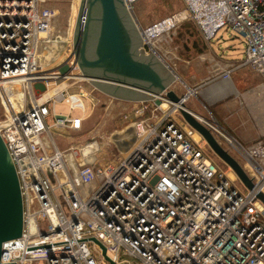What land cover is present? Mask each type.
Returning <instances> with one entry per match:
<instances>
[{"label":"built area","instance_id":"obj_1","mask_svg":"<svg viewBox=\"0 0 264 264\" xmlns=\"http://www.w3.org/2000/svg\"><path fill=\"white\" fill-rule=\"evenodd\" d=\"M39 1L44 0H0V53L6 54L0 60L6 110L0 135L24 203L22 236L4 244L2 263L264 264V203L258 197L264 193V141L245 145L217 119L205 122L243 160L237 158L252 189L229 165L222 168L194 128L182 126L162 105L153 110L148 100L132 108L137 138L121 162L99 163L102 146L94 138L61 148L53 129L81 131L89 93L83 87L71 91L69 81H86L74 35L65 41L72 49L62 64L55 67L59 57L47 56L59 42L53 25L58 12L41 8ZM184 1L177 14L144 28L143 39L154 30L153 46V39L193 20L211 41L227 26L243 39L241 64L264 81V0ZM235 67L221 77L231 79ZM59 102L82 115L58 113Z\"/></svg>","mask_w":264,"mask_h":264},{"label":"water","instance_id":"obj_2","mask_svg":"<svg viewBox=\"0 0 264 264\" xmlns=\"http://www.w3.org/2000/svg\"><path fill=\"white\" fill-rule=\"evenodd\" d=\"M125 0H82L74 34L79 66L89 81L118 98L139 102L165 97L188 124L207 142L213 152L229 165L250 189L253 180L242 164L216 138L208 125L191 111L186 101L194 89L178 95L170 90L178 74L160 58L154 47L146 51L143 28ZM140 26V28H139ZM138 27V28H137ZM141 29L142 31L138 30ZM153 52L156 53L157 57ZM6 56L0 53V60ZM264 203V193L258 194ZM24 203L15 163L0 135V264L4 244L22 236ZM100 243L97 239H94ZM101 244V243H100ZM102 245V244H101ZM104 254L106 255V249Z\"/></svg>","mask_w":264,"mask_h":264},{"label":"rangeland","instance_id":"obj_3","mask_svg":"<svg viewBox=\"0 0 264 264\" xmlns=\"http://www.w3.org/2000/svg\"><path fill=\"white\" fill-rule=\"evenodd\" d=\"M80 1L81 0L39 1L41 8H52L58 12L53 25L55 27L54 37L56 38V41L59 42L53 46L54 48H49L46 52L53 54L54 57L56 55L59 57L52 63L55 67L59 66L66 60L68 52H70L69 50L72 49V46L70 44H66L65 41L68 39L71 40L72 35H74L73 32ZM132 7L135 17L139 20L141 27L144 29L177 14L185 7V1L137 0L133 3ZM183 23L171 28L163 35L153 39L154 41L152 46L158 55H160L159 57L164 59L180 77V79H176L170 86V90L176 91L178 95L186 94L188 92V87L196 83H201L207 77L211 76L212 69L209 67L216 66L215 60H212L210 57L214 56L211 51L212 49L218 54V56L223 55L226 59H231L232 57L244 59L243 39L241 36L237 35L232 28L227 26L221 28L216 37L210 41L211 49L206 44L207 41L198 30L197 27L199 26L197 24V27L193 24H185L186 27L190 29L186 32V28H184L185 26ZM195 40L198 45L204 47L203 52H198L196 48H192V44ZM145 47L148 53L152 51L148 45ZM63 49L65 52L62 56H59V53ZM209 61H211L210 64H212L210 66L207 65ZM69 82L72 85V92H79L80 87H83L86 91H88L89 96L87 98H83L86 116L88 117L81 131L74 132L69 128L65 130L53 129V135L56 136L60 147L65 149L70 147L72 144L83 145L85 142L94 138L97 139L102 146L100 152L97 153L99 163L107 164L113 161H118V163L121 162L125 157V152L122 151L128 149V146L134 143V133L131 135V131L127 130H129L132 126L135 127L138 122V118H136L134 113H132V106L133 104L137 105L139 102H132L131 100L113 96L101 90L88 80L83 82ZM61 83L62 82L57 84L55 83L54 85H59ZM148 101L150 104H155L153 106V110L156 108V105H162V103L157 99ZM197 102L198 101L192 95L190 96V99L186 101V104L189 108L194 106L198 107L200 104L198 105ZM170 108H172V106H169V108L166 109L167 113L171 112L173 118L180 122L182 126L189 125L179 111H171ZM56 109L58 113L71 114L73 116L82 115L81 110H72L69 104L62 102L57 103ZM196 113L204 117L206 120H212L215 118L224 122L215 110H208L204 106H200V109L197 110ZM161 114H163V112H160L159 116ZM4 118H6V110L0 94V121ZM224 124L229 129L231 134L238 137V135L232 131L227 123L224 122ZM61 131L62 133H60ZM124 132L126 133L123 134ZM61 135L62 137H60ZM121 138L123 139L121 140ZM215 157L218 159L222 168L226 169L227 165L225 162H223L216 154ZM237 158L243 163V160L240 157L237 156ZM238 184L240 185V183ZM99 259L100 258H98V260ZM104 263L106 264V262Z\"/></svg>","mask_w":264,"mask_h":264},{"label":"crops","instance_id":"obj_4","mask_svg":"<svg viewBox=\"0 0 264 264\" xmlns=\"http://www.w3.org/2000/svg\"><path fill=\"white\" fill-rule=\"evenodd\" d=\"M208 43L210 46V41ZM211 51L214 56L210 57L215 60L216 66H210L212 64L209 61L207 65L212 69L211 76L201 83L190 86L195 90L190 96L193 95L198 105L200 104L190 109L197 112L200 106H204L208 110H215L238 135L239 138H236L245 145L253 144L257 140L264 141V81L262 75L251 66L242 65L243 59L237 57L226 59L223 55L218 56L213 49ZM232 66L236 67L232 70L231 79L224 80L221 77L222 71ZM135 106L136 104H133L132 107ZM218 121L226 127L224 122ZM127 131H131V135L135 132V138H137L133 126ZM133 144H130L128 149H123L122 152L129 150Z\"/></svg>","mask_w":264,"mask_h":264},{"label":"bare ground","instance_id":"obj_5","mask_svg":"<svg viewBox=\"0 0 264 264\" xmlns=\"http://www.w3.org/2000/svg\"><path fill=\"white\" fill-rule=\"evenodd\" d=\"M125 2H126V7L128 6L129 8L131 7V4H132V1H130V0H125ZM138 28V27H137ZM140 28V27H139ZM140 31H142L141 29H139ZM156 31V30H155ZM157 32V31H156ZM153 34H154V30H151V31H149L148 32V34L147 35H145L144 34V39H143V43L144 44H146V45H150V46H152V44H151V39L153 38ZM153 54H155L156 55V53L154 52ZM50 55H52L51 53H49L47 56L49 57ZM156 57H157V55H156ZM84 79H82V80H88L87 79V77H83ZM89 81V80H88ZM16 91H17V93H20V87H18L17 89H16ZM191 93H192V91H191ZM46 98V97H45ZM177 107V106H176ZM175 107V109H177ZM162 108H165V109H167V108H169V105H168V103L166 102V101H164L163 103H162ZM174 109V110H175ZM192 111V110H191ZM192 112H194V111H192ZM199 118H200V120L201 121H203V122H208L204 117H202V116H200V115H198L196 112H194ZM134 136H135V132H134ZM196 138H200L199 137V134H196ZM135 141H136V138H134V143H135ZM94 150H95V148L93 147V152H94Z\"/></svg>","mask_w":264,"mask_h":264},{"label":"trees","instance_id":"obj_6","mask_svg":"<svg viewBox=\"0 0 264 264\" xmlns=\"http://www.w3.org/2000/svg\"><path fill=\"white\" fill-rule=\"evenodd\" d=\"M183 24H184V26H185L184 28H186V32L189 31L190 29L187 28L185 24H187V25H188V24H193V25H195V26L197 27L196 23H195L193 20H187V21H185ZM183 24H182V25H183ZM197 28H198V30L200 31V33H201V35L203 36V38L206 40V38L204 37V35H203L202 31L200 30V28H199V27H197ZM206 41H207V40H206ZM206 44L209 46L208 41L206 42ZM209 47H210V46H209ZM192 48H196L198 52H203V51H204V47L198 45V43L196 42V40H195V42H193V44H192Z\"/></svg>","mask_w":264,"mask_h":264}]
</instances>
